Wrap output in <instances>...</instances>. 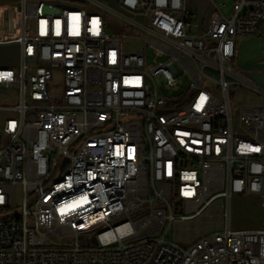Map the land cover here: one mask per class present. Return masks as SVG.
<instances>
[{"label":"built area","instance_id":"built-area-1","mask_svg":"<svg viewBox=\"0 0 264 264\" xmlns=\"http://www.w3.org/2000/svg\"><path fill=\"white\" fill-rule=\"evenodd\" d=\"M206 1L203 31L187 0L0 6L19 52L0 68V264H264V228L229 226L233 195L264 213V89L230 65L238 38L264 36V0Z\"/></svg>","mask_w":264,"mask_h":264},{"label":"rangeland","instance_id":"rangeland-1","mask_svg":"<svg viewBox=\"0 0 264 264\" xmlns=\"http://www.w3.org/2000/svg\"><path fill=\"white\" fill-rule=\"evenodd\" d=\"M38 1V0H28ZM40 1V0H39ZM61 1V0H55ZM106 7L114 11H120L119 0H97ZM188 8L194 14L193 27H198L199 31L205 29L206 20L209 13V5L204 0H187ZM229 9L231 7L232 0H228ZM19 0H0V5H16ZM101 14L106 23L107 34L111 39H120L124 41V49L130 50L137 48L141 45L140 41L130 40L127 38V31L124 24H122L113 14H109L103 10H96ZM228 12H226V15ZM145 18H141L140 22L146 23ZM18 50L15 46H7L4 49L0 48V61L8 62L12 67H17L18 64ZM231 69L239 74L242 78L249 83L264 89V36L257 35L255 37H240L236 42L235 57L230 61ZM231 82L236 83L234 80ZM61 81L58 79L53 80L52 85L54 91L56 88L61 87ZM231 99L234 103L242 102L245 105H257L261 102L260 96H258L251 88H248L240 84H232L229 89ZM217 209L215 205L209 211L203 214L200 221L203 224V230L208 231L210 223V214L214 213ZM230 222L229 226L231 230H255L264 228V213L261 205V198L257 196H232L230 200L229 208ZM190 226L196 225L195 222H190ZM226 221L223 223L225 228ZM178 230L184 227V224L176 223L175 226ZM215 229L220 231V220L217 217L215 220ZM209 233V232H208ZM193 232H190L191 236ZM172 233L170 232L169 241H172Z\"/></svg>","mask_w":264,"mask_h":264},{"label":"crops","instance_id":"crops-1","mask_svg":"<svg viewBox=\"0 0 264 264\" xmlns=\"http://www.w3.org/2000/svg\"><path fill=\"white\" fill-rule=\"evenodd\" d=\"M204 1H206V0H204ZM207 2V1H206ZM7 5H11V4H7ZM0 6H5V5H0ZM5 47H7V46H0V48H5ZM16 48H17V50H18V47L17 46H15ZM2 67H12L8 62H3V61H0V68H2ZM233 196H236V195H233ZM237 196H241V195H237ZM234 231H241V230H234Z\"/></svg>","mask_w":264,"mask_h":264}]
</instances>
